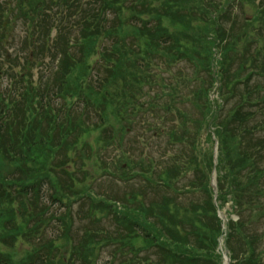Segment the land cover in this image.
<instances>
[{
  "label": "trees",
  "instance_id": "trees-1",
  "mask_svg": "<svg viewBox=\"0 0 264 264\" xmlns=\"http://www.w3.org/2000/svg\"><path fill=\"white\" fill-rule=\"evenodd\" d=\"M50 2L79 7L85 27L74 42L68 37L56 49L53 58H61L53 78L36 85L29 69L33 64L27 62L23 78L14 76L7 92L0 88V264H65L58 259L61 248L70 249L72 257L76 253L82 264H96L108 247H114L110 264H222L218 246L224 235L234 264H264V237L251 235L246 221V212L252 219L264 217V0H95L99 7L86 10L85 0ZM16 4L46 47L55 29L44 24L51 5L46 0H16ZM234 4L250 8L251 19L240 23L234 18ZM190 13H198V25ZM5 15V11L0 15V35ZM58 29L60 36L69 34L64 24ZM151 54L156 64L149 61ZM91 61L103 67L104 79L91 82L95 70ZM176 62H187L193 67L190 70L198 71V80H184L189 90L185 99L178 97V86L158 76H166L163 67L171 68ZM153 68L158 69L154 81L153 75H142L152 74ZM194 80L198 86L190 89ZM216 86L219 100H212L210 92ZM147 87L153 93L147 103H139ZM183 100L195 113L180 106ZM137 105L140 111L145 107L153 112L158 122L151 130L166 134L167 144L174 146L172 155H165L167 162L158 164L153 150L143 152L153 149L143 141L138 154L123 152L125 123L132 116L128 110ZM93 110L103 111L102 121L95 125L88 123ZM69 133L75 145L85 137L84 149L79 146L62 154ZM214 137L219 143L218 202L222 208L231 201L233 213L240 216L237 222L229 221L226 231L211 187ZM117 140L122 158L113 167L115 176L150 181L159 175L170 185L193 171L190 186L203 202H190L187 207L164 197L163 204L152 200L147 206L138 197L134 203L147 185L131 190L133 197H125L122 210L112 203L113 197L100 196L97 208L106 218L114 215L115 229L113 224L112 230L90 229L86 242L80 240L81 249L76 248L69 233L63 234V219L72 224V198H83L85 193L74 191L76 174L69 169L70 161L75 164L76 157L83 161L82 170L94 169L81 173L86 183L94 174L110 170L102 167L101 156ZM156 165L165 169L154 172ZM44 186H49L51 197H42ZM57 204L67 206L62 217L51 221L60 222L56 228L61 234L47 237L46 215ZM92 207L89 203L91 217L98 211ZM21 247L29 252L17 253Z\"/></svg>",
  "mask_w": 264,
  "mask_h": 264
},
{
  "label": "rangeland",
  "instance_id": "rangeland-1",
  "mask_svg": "<svg viewBox=\"0 0 264 264\" xmlns=\"http://www.w3.org/2000/svg\"><path fill=\"white\" fill-rule=\"evenodd\" d=\"M50 0H46V2L48 3ZM88 4H92V5H88ZM51 7H53V10L51 11L52 14H55L57 13L56 16H58L59 18H63L64 21L68 22V23H71L73 24L72 25V30L74 31V33L76 34H81V28L83 30V28L85 27L82 26L80 23H78L81 19V10L80 8H76L75 6H72L71 8H68V6L62 4V3H59L57 5H52ZM83 9H88L89 7L91 8H98L99 7V4L95 3V0H85V3L83 4ZM235 11V16L237 18H240L241 19V16L243 17H249L247 14H243L241 16H239L238 12L239 10L238 9H234ZM240 13V12H239ZM86 15H88V11L86 13ZM191 15V18L193 20L194 23L198 24V14L197 13H190ZM68 17V19L70 21H67L66 18ZM49 25H53V21L51 22H48ZM81 26V28H80ZM25 27L26 26H23V23L22 24H18L17 27H14L12 30H11V35H12V38L10 40V42L4 46V49H3V55L5 56V52L4 50H6V52H10L11 53V59L10 61H18L19 63H25V59H26V55L24 53H21L19 51L18 48H20V42L22 40L23 37H25ZM35 36H36V33H35ZM27 49L30 51L31 48H28ZM149 58V61H151L153 64H156L157 62V59L154 55H150L148 56ZM4 62H6V59L4 57ZM142 60H139L138 64L141 63ZM49 59H47L45 62H43V64L41 65L42 68H40V71L41 70H44L45 69V66L46 65H49ZM191 68V65L188 64L187 62H176L175 64H173V66L171 68H167V67H163L165 69H167V73L166 76H163L161 73L158 74V69H155L153 68L152 71L154 74H158L159 77H163V78H166L167 83H172L176 86L179 87L178 89V97H183L184 99L186 98V93L189 91L188 89H186V85H184V80L187 78V77H193V78H197L198 80V72L197 71H194L192 72L190 70ZM20 69V68H18ZM21 70V69H20ZM99 70H101L100 68H97V70L94 72L93 75H95L96 72H98ZM102 71V70H101ZM103 72V71H102ZM34 74H35V79L37 80L38 78V75H39V69L38 68H35V71H34ZM103 75L105 76V74L103 73ZM102 77L105 78V77ZM0 83H2V77L0 78ZM7 83V80L5 79V84ZM190 89H196V87L198 86V83L195 82V80L193 82H190ZM160 89H164V91L167 90V93H169L168 89L166 87H160ZM157 89V88H156ZM186 89V90H184ZM146 92V95H149L151 96L153 92H149V89L147 88L145 90ZM214 93V92H213ZM212 93V94H213ZM216 95H214L213 97H215ZM145 100L148 101V97L145 98ZM180 106L182 108H185L188 110V112L190 113H195V108L189 103V102H184V100L182 102H180ZM161 111V113H163V110H159ZM150 120L152 121H155V119L151 118ZM136 130H138V132L140 131V129L138 127H136ZM136 134V132L134 131L133 134H131L130 136L132 137L133 139V136ZM167 135L166 134H163L159 137V139L157 140V147L158 149L160 150V152L156 151V155H159L163 152L164 148L166 147V142H167ZM204 145H206L204 143ZM157 149V150H158ZM135 151V148H134V144H132L128 149H127V152L129 154H132L133 152ZM138 154L137 152H135V155ZM115 158V157H114ZM116 159V158H115ZM133 185V184H131ZM113 188H116L117 191H120V195H122V192L123 191H129L130 190V186L129 184H125V183H122V182H116L115 179L111 176L109 177H105V178H102L100 180H98L95 185H94V190H95V193H98V192H101V193H104L106 194L107 191H111L112 193V189ZM126 193V192H125ZM150 197H153L152 195H150ZM162 197V196H160ZM192 195L190 194H186L184 195V197L182 198V201L184 202H189L190 199H192ZM203 201H199V203H202ZM180 204V203H179ZM86 204H83V202L81 203H78L76 205H74L73 207V220L74 222L76 223V225H74L77 229H78V224L79 225H83V227H88L90 225H88V221L87 220H84L82 221L83 219H88L89 217H87V209L86 208ZM84 211H81V215H82V220L80 219V216L78 214V211L80 210H83L85 209ZM250 216V213L249 212H246V221L248 222V226L249 228L251 229V234L254 235V236H261L262 234H264V217L263 218H249ZM236 218V217H235ZM111 219L112 217L110 216L109 218H104L101 220L100 223H105V224H110L111 223ZM237 220V218H236ZM77 234V232H74ZM263 245H264V241L262 242ZM104 256V255H102ZM103 261H106L105 259L104 260H101V263Z\"/></svg>",
  "mask_w": 264,
  "mask_h": 264
},
{
  "label": "water",
  "instance_id": "water-1",
  "mask_svg": "<svg viewBox=\"0 0 264 264\" xmlns=\"http://www.w3.org/2000/svg\"><path fill=\"white\" fill-rule=\"evenodd\" d=\"M213 187H214V191L216 192L217 191V188H216L215 179H213Z\"/></svg>",
  "mask_w": 264,
  "mask_h": 264
}]
</instances>
